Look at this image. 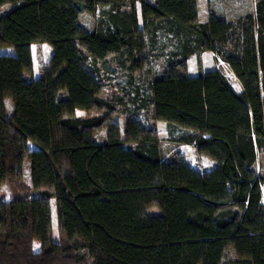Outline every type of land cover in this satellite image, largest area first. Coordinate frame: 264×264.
Returning a JSON list of instances; mask_svg holds the SVG:
<instances>
[{
    "label": "trees",
    "instance_id": "16d2710c",
    "mask_svg": "<svg viewBox=\"0 0 264 264\" xmlns=\"http://www.w3.org/2000/svg\"><path fill=\"white\" fill-rule=\"evenodd\" d=\"M254 1V14L236 22L209 12L201 23L197 0H0L14 6L0 16V48L14 51L0 54V186L13 196L0 201V264H264V171L255 170L264 157V0ZM82 13L96 17L95 30L80 25ZM159 34L175 45L151 82L152 118L211 159L208 172L180 154L165 161L155 129L133 117L123 134L110 124L106 142L92 137L112 117L89 115L109 104L86 62L134 50L141 71L146 38ZM36 42L51 55L26 80ZM205 51L229 66L240 93L216 69L188 74L189 57ZM151 207L159 214L146 215Z\"/></svg>",
    "mask_w": 264,
    "mask_h": 264
},
{
    "label": "rangeland",
    "instance_id": "374dc122",
    "mask_svg": "<svg viewBox=\"0 0 264 264\" xmlns=\"http://www.w3.org/2000/svg\"><path fill=\"white\" fill-rule=\"evenodd\" d=\"M149 3H154L155 0H146ZM13 4L7 3L0 7V16L9 12L13 8ZM109 8H101L98 10V17L106 20L107 17L104 11ZM124 11H130L128 4L122 6ZM255 9L254 0H199L198 17L201 23H204L208 19V14L211 12L217 18L226 20L228 22H236L238 19L243 18L251 11ZM80 25L88 30L93 31L96 29V17H93L87 13H82L79 18ZM237 36H233L232 41H235ZM146 47L142 56L145 58V67L141 71L134 70V50L130 54L124 52L119 56H110L105 62L92 63L90 60L86 62V65L90 69L97 68L98 78L102 84L101 98L106 100L109 107L105 108L102 112H92L90 116H96L99 113L111 114L110 123L103 129L93 133L92 137L98 143L106 142L107 131L110 124H116L120 128L121 133H124L125 123L128 118H136L144 127L155 129L160 139L161 153L165 161H174L177 154L184 157L185 161L192 166L195 170L205 173L210 171L215 163L205 156L197 155L194 147L174 141L179 134L175 132L170 134L166 123L155 121L152 118V103L150 101L151 94V82L162 76L167 70V60L169 54L174 50L175 42L171 40L170 36H164L159 34L155 43H152L149 36L146 38ZM43 42H36L31 45L32 58H33V73H24L23 77L41 76L42 70L51 55V47ZM228 49H231V45H227ZM4 54H8L11 48L6 50ZM138 56L135 55V58ZM191 58L190 70L192 74L199 75L207 70L216 69L224 76L231 87L240 93L241 86L238 79L232 75L228 68V65L220 58L208 54L202 59V53L200 55L193 54ZM189 61V60H188ZM188 63V64H189ZM189 74V72H188ZM7 114L12 113L13 105L11 98H6ZM87 115H83L80 118H87ZM128 148H133V143H127L125 145ZM257 173L264 171V157L261 154L258 155V159L255 165ZM23 182L27 185H31L30 181V160L25 159L23 163ZM38 192H32V196H37ZM13 196L10 192L8 184L0 186V201H10ZM52 212V238L55 242L59 241L60 233L57 224L56 208L54 200L51 201ZM146 215H158L159 210L157 207H151L146 210ZM229 256L231 254L229 253Z\"/></svg>",
    "mask_w": 264,
    "mask_h": 264
},
{
    "label": "crops",
    "instance_id": "0c3cea01",
    "mask_svg": "<svg viewBox=\"0 0 264 264\" xmlns=\"http://www.w3.org/2000/svg\"><path fill=\"white\" fill-rule=\"evenodd\" d=\"M197 5H198V10H199V0H197ZM254 11H255V9L253 10V11H251V13L250 14H254ZM199 18V17H198ZM9 48H11V47H4V48H0V54H2V53H6L7 51V49H9ZM12 49V48H11ZM13 50V49H12ZM14 53V51L12 52V51H9V53L8 54H13ZM208 54H210V55H212V56H214L215 58H219L215 53H213V52H211V51H205V52H203L202 53V59H203V57H205V55H208ZM189 61H188V63L191 61V58L190 59H188ZM33 71H34V69H33ZM188 72H189V75L190 76H196L195 74H192L191 73V70H190V63L188 64ZM38 77H40V76H33V77H30V78H26V80H31L32 78H34V79H36V78H38ZM5 105H6V99H5ZM6 108H7V105H6ZM159 122H161V121H159ZM190 146H192V145H190ZM193 147V146H192Z\"/></svg>",
    "mask_w": 264,
    "mask_h": 264
},
{
    "label": "built area",
    "instance_id": "2783aa9c",
    "mask_svg": "<svg viewBox=\"0 0 264 264\" xmlns=\"http://www.w3.org/2000/svg\"><path fill=\"white\" fill-rule=\"evenodd\" d=\"M228 68H229V66H228ZM229 70L231 71L230 68H229ZM231 73H232V75H234L232 71H231ZM234 76H235V75H234ZM235 77H236V76H235ZM238 82H239V80H238ZM239 84H240V82H239ZM240 86H241V84H240ZM241 90H242V87H241Z\"/></svg>",
    "mask_w": 264,
    "mask_h": 264
},
{
    "label": "bare ground",
    "instance_id": "6f19581e",
    "mask_svg": "<svg viewBox=\"0 0 264 264\" xmlns=\"http://www.w3.org/2000/svg\"><path fill=\"white\" fill-rule=\"evenodd\" d=\"M262 202H264V198H262Z\"/></svg>",
    "mask_w": 264,
    "mask_h": 264
},
{
    "label": "snow or ice",
    "instance_id": "6c2138e0",
    "mask_svg": "<svg viewBox=\"0 0 264 264\" xmlns=\"http://www.w3.org/2000/svg\"><path fill=\"white\" fill-rule=\"evenodd\" d=\"M38 247V246H37Z\"/></svg>",
    "mask_w": 264,
    "mask_h": 264
}]
</instances>
